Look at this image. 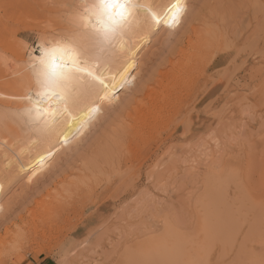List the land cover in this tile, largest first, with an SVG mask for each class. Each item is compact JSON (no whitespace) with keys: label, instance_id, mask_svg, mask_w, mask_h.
<instances>
[{"label":"rangeland","instance_id":"rangeland-1","mask_svg":"<svg viewBox=\"0 0 264 264\" xmlns=\"http://www.w3.org/2000/svg\"><path fill=\"white\" fill-rule=\"evenodd\" d=\"M77 1L0 0V25L4 29L3 34L9 36L4 35L6 39L12 44L16 42L13 44L14 47L17 45L15 49H20L16 51L22 57L21 64L27 59L24 46L39 43L38 35L42 32L59 31L60 26H52L65 23L64 14L69 11L65 6ZM169 1L152 0L158 6ZM30 4L36 7L37 13ZM42 11L48 14L42 15ZM62 19L64 21L61 22ZM45 22L52 23V26ZM194 29L197 32L201 30L200 33L208 29L212 31V54L194 65L188 75L190 77L182 79V86L177 91L180 90L186 104L190 91H203L202 84L209 79L207 89L212 88V95L204 98L196 110L190 112V108L184 107L181 114L176 111L166 114L164 125L169 126L171 122L183 121L191 113L194 127L187 137L182 130L175 134L174 141L167 144L169 148L172 145L169 153L166 152L169 150L167 146L164 147L162 150L166 149V153L162 151L154 161L160 166L156 170L163 172L160 185L166 186V191L161 192L145 176L146 165L152 164L150 157L156 147L150 152L141 147L121 157L115 147L118 141L114 132L123 120L122 110L127 108L124 105L128 101H133V104L142 100L135 93L148 83L152 75L155 78L159 72L169 68L170 61L177 60L176 54L196 36ZM154 33L137 59L136 79L130 90L120 92L118 104H106L101 108L90 130L86 131V138H79L82 142L63 146V151L45 172L47 175L40 177L41 184L32 186L33 191L32 188L27 189L32 174L19 176L12 168L5 175L4 152L0 148L3 165H0V182L7 184L3 183L0 214L17 206L18 202L23 204L28 192L27 198L31 196L30 201L33 202V206L30 204L23 213L15 209L14 215L20 214L15 215L18 218L13 215L6 221L11 229L16 228L13 222L18 224L22 215L28 216L35 202L52 190L56 181L65 176L68 180L75 179L85 173L86 167L90 172L116 157L112 166L106 165L105 170L100 171L99 183L93 189L85 190L79 198L74 196L66 203L71 207L59 213L61 219L69 216L76 222L80 216L82 220L89 218L100 207L97 214L105 217V221L95 219L96 222L85 227L84 222L80 223L82 220L77 221L83 226L80 233H72L67 239L71 232L60 226L59 230L51 233L48 244L44 242L46 239L42 245L31 244L19 254L10 256L4 264H42L44 261L53 264H252L254 261L260 264L264 260V120L261 119L264 113V0H188L187 14L174 31L160 27ZM172 81L169 87L174 86L175 81ZM242 102L254 107V119L245 121ZM3 107L0 106V114L9 119L20 108L15 103ZM205 121L207 124L202 125ZM174 148L177 149L173 151ZM170 157L179 159L182 173L178 177L172 173L173 168L169 164L173 160ZM126 187L130 188L127 190ZM141 198L148 202L146 216L141 220L137 218L133 224L122 221L119 215L129 203L134 204ZM139 208L138 204L135 205V214ZM3 220L0 223V242L5 237L3 228L7 227ZM168 221H174L178 227L169 228Z\"/></svg>","mask_w":264,"mask_h":264},{"label":"snow or ice","instance_id":"snow-or-ice-1","mask_svg":"<svg viewBox=\"0 0 264 264\" xmlns=\"http://www.w3.org/2000/svg\"><path fill=\"white\" fill-rule=\"evenodd\" d=\"M65 7L69 11L61 31L42 32L39 43L24 46L27 77L24 91L13 98L21 104L13 118L24 139L11 145L8 140L0 142L7 162L5 175L15 164L23 170L25 153L40 156L39 167L52 157L57 144L82 142L79 138L90 130L101 106L118 104L120 92L133 86L136 43L149 39L160 27L174 31L188 11L185 0L159 6L148 0H81ZM242 111L245 121L255 118L250 103L242 102ZM166 223L178 227L174 221ZM22 250L18 239L4 255L15 256Z\"/></svg>","mask_w":264,"mask_h":264},{"label":"bare ground","instance_id":"bare-ground-1","mask_svg":"<svg viewBox=\"0 0 264 264\" xmlns=\"http://www.w3.org/2000/svg\"><path fill=\"white\" fill-rule=\"evenodd\" d=\"M51 1L53 2V0H51ZM71 2H72V0H71ZM78 2L80 3L81 0H78L75 4H77ZM148 2L153 3L152 0H148ZM170 2H171V0L168 3H163L161 5H167ZM185 2L188 5V0H185ZM31 6L34 7L33 5H31ZM45 6L49 7L47 5H45ZM37 7L39 8V6H37ZM35 8L36 7H34V11L36 12L37 9L35 10ZM27 9H28V7H27ZM22 10L24 12V8ZM29 10L30 9H28V12H29ZM25 11H26V8H25ZM31 11H33V10H31ZM28 12L26 14H29ZM49 12H51V11H49ZM8 13H7V16H8ZM42 13H43V11H42ZM47 14L48 13L46 11L42 15H47ZM65 14H64V16H65ZM10 15H13V13L12 14L10 13ZM10 15H9V17H10ZM14 15H15V13H14ZM40 15L38 14L37 16H40ZM53 15H55V14H53ZM62 21H64V20L62 19L61 22ZM45 23L47 24L48 22H45ZM51 24L49 23V24H47V26H49ZM3 25H4V23H3ZM55 26H57V27L60 26L59 28H60V30H62L66 25L63 22V24L55 23V25L52 27L55 28ZM9 30H11V29H9ZM53 30H51V31H53ZM195 30L196 29H194L196 36L194 35L195 36L194 39L188 38L189 40L186 42L184 48H182L176 54V55H178L177 60L175 59L176 61H170L168 64L169 68H165L164 71L159 72L155 78H153V75H152L151 79L148 81V83L145 84L144 86H141V88L138 89L137 93H135V94L137 97L140 96L142 98V100L135 101L133 104H132L133 101L132 102L128 101V103L126 105H124L127 108H125V110L124 109L122 110V112L124 111L123 112V120L121 122L120 127H117L116 131L114 132V135L117 137V141H118L117 143H115V144H117V146H115V147L117 150V154H120L121 157L124 153L131 154V153L135 152L138 148H141V147H145L147 152H150L152 149H154V147H156V149L152 153V156L150 157V160H152V164L146 165L145 176L148 179L152 180L153 185L155 187L158 186L157 188L161 192L166 191V186L160 185L162 183V180H163V172L160 171V172H162V173H160V172H158V170H156V168H160V166L157 164L155 165L156 162H154V161H156V159L162 154V151H163L162 149L166 146L168 147L167 144L169 143V141H174V139H175L174 135L175 134H177L178 132H180L182 130L184 132L183 135L185 137H187V135L192 132V129L194 127V122L192 120L193 114H191V113H190V116L187 117L188 116L187 115L186 116L187 118H184L183 121L180 120V122H171L172 124H170L169 126L164 125V120L167 117L166 114L170 113L172 111H176V112H178V114L179 113L181 114V112H183L184 107L185 108L187 107V109L190 108L189 109L190 112L193 110H196L198 108V106L201 104L202 100H204V98L206 99V97H209L212 95V88L207 89V86L209 84L208 78H207L208 82H204V84H202L204 86L203 91H199V90L192 91L191 90L190 91L191 93L189 92L190 94L187 96L188 100H187L186 104L183 103L184 98H182L180 96V93H179L180 90L177 91L178 88H180L182 86V83H181L182 79L187 77L190 74L194 65L198 64L197 62L199 60L207 58L212 51V31L208 29L205 32L203 31V33H200L201 30L199 32H197ZM57 31H55V32H57ZM154 31H157V30H154ZM3 33H4V29L0 25V98H1L0 99V106L2 108L3 106L7 107V106H10L13 103H15L21 107V104L18 101H12V100H8V99H13L14 97L20 95L24 91V81L26 80L27 73L25 72V68L22 66V64H24V63L22 62V64H21V62H20V59L22 57L16 51V50H18V48L15 49V47L17 45L15 47L13 45L16 42L12 44L10 41H8L6 39V36H4L7 34H3ZM150 41H151V36L147 40L136 43V47H135L134 51L137 53V55L135 57V60L132 61V63L136 65V68H135L134 72L132 73L135 77H136V73H137V72L135 73V71L137 70L138 64H139V60H137V59L138 58L140 59V57H141L140 53L144 50L146 44ZM17 43L20 46L19 42H17ZM23 49H21V50L23 51ZM22 51H21V53H22ZM206 51H208V52H206ZM173 55L174 54H172L171 57H174ZM9 58L13 59L14 63L12 62L11 59H10L11 60L10 61ZM214 61H216V60H214ZM211 66H212V62H211ZM188 77H190V76H188ZM172 80L175 81L174 82L175 84L173 87H169V85L171 84L170 81H172ZM199 88H202V86H200ZM201 95H203V97ZM4 98H6V99H4ZM106 104L107 103H105L104 105H106ZM104 105H102L101 108ZM13 107H14V105H13ZM185 108H184V110H185ZM173 114H174V112H173ZM200 114L198 113V115H200ZM207 118L211 119V117H207ZM169 119H171V117H169ZM206 124H207V122L205 121L202 125H206ZM171 131H173V132L170 133ZM189 137H191V136H189ZM22 139H24L23 133L21 132L19 126H17V124H15L14 119L11 117L9 119V117L3 116L2 114H0V142H3L4 140H8L10 145H11L12 141H17V140H22ZM61 139H63V138H61ZM169 146L172 147V145H169ZM167 147H166V149H169V150L166 151V149H165V151L169 153L171 147L170 148L169 147L167 148ZM63 148L64 147H61L59 144L56 145V147L52 149V157H49V159L46 160L42 166L36 167L38 165V162L40 161L41 157L37 156L35 154V152H33L31 154H28V153L24 154V156L22 157V159L24 161L23 170H21V167L19 164L14 165L13 168L18 173L17 175L20 176V174H22L25 176H29L30 174H32L30 179L28 180L29 184L27 186L28 187L27 189L32 188V191H33L34 187H32V186H35L36 184H39L41 182L40 177L41 176L44 177L45 175H47V174H45V172L50 168L49 166H51L50 164H52L53 159L56 158L61 151H63ZM175 149H177V148H174L172 150L174 151ZM17 151H18V149L16 150V152ZM165 151H163V152L166 153ZM173 151H171V152L173 153ZM19 152H20V150L18 151V153ZM159 152H161V153H159ZM117 154H116V156H118ZM43 155L45 157H47L48 153L44 152ZM32 157H35V158L33 159ZM114 157H112L110 159V161L105 163L103 166L99 165L100 168H98L99 166H97L96 168H98L99 170L98 169L96 170V168H93V170H90V172L89 171L87 172L88 168L86 167L84 169L85 173L83 175L82 174L78 175L75 179L71 178L73 180H71V179L68 180L69 178H67L65 176L66 175L65 174L66 172H65L63 175V176H65L64 179L56 181V183L54 184L53 189H55V192H52L53 189L48 190L46 192V195H42L40 197V200L36 201V198H35L34 202L35 201L36 202L34 204L35 207H33L34 209H31V211H29L27 213L28 214L27 217H23L24 215H22V217L19 218L20 220H19L18 224H16L17 222L16 223L13 222V225L16 227L14 229H11L10 227H8V225H7L8 222H6V221L10 220V218L14 215L15 209H18L20 211L19 213H21L22 211H25L27 209V207L30 206V204L33 206L32 200L30 201L31 196L29 198H27L29 195L28 194L29 192L26 194V198L24 197L25 198L24 200L21 198L23 200L22 201L23 204L21 203V205H20L18 202L17 204L20 206L17 205L18 206L17 207L14 204L15 207L7 209L6 211H3L0 214V223H1L2 219H4L2 223H3V225L6 224L7 227L3 228V229H5V234H4L5 237L3 239H1L2 241L0 242V264H4L5 260L10 257V256H5L4 253L13 244H15L18 241V239L21 241L22 249H25L28 246H30L31 244H37V245L41 244V242L44 241L45 239H46V241H44V242L45 243L47 242V244H48L49 241H47V239L49 238V236H51V233L53 231L59 230L60 226L63 229H65L66 231L71 232L67 235L66 239L72 233L74 235L75 234L78 235V233H80L79 231L81 230V228L83 226L81 227V225L77 224V221L80 222L82 220V216H80L81 218H78L76 220V222L74 221L75 222L74 223L69 216L61 219L59 216V213L63 210L68 209V206L70 204L66 205L67 201H70V199H72L74 196L76 198H79L80 196L85 194V190L88 191V189H93L99 183L98 178L100 177L99 175L101 174L100 171L105 170L104 167L106 165L112 166L115 163V161H113ZM154 157H155V159H153ZM115 159H116V157L114 158V160ZM171 159L173 160V158H171ZM1 160H2V158H1ZM177 160H179V159L174 157L173 161L170 160L172 163L169 164L173 168L172 173L175 177L180 176L182 173V170L178 166L179 161H177ZM6 163L7 162L5 161V164ZM162 163L164 164L165 162H162ZM0 165L3 166L2 162H0ZM82 165H84V164L82 163ZM82 167L84 168V166H82ZM165 168L167 169V167H165ZM1 169H2V167H1ZM34 169H35V175H33ZM65 170H66V168H65ZM168 170H169V168H168ZM3 171H4V168H3ZM70 171H71V169H70ZM171 171H168V172L171 174ZM165 172H167V170ZM78 173H80V172H78ZM185 173H186V171H185ZM9 177H11V175ZM4 178L5 177H3V179ZM56 179H54V180H56ZM131 179H130V182L132 183ZM3 183L0 182V197L4 194L5 185H3ZM128 183H129V181H128ZM4 184H6V183H4ZM50 184L48 186H50ZM61 184H62V186H60ZM128 186H129V184H128ZM129 188H127V190ZM28 191H31V190H28ZM126 191L124 193H126ZM34 197H35V195H33V198ZM72 203H73V201H72ZM129 204L130 205L127 204L128 207H126L124 209V212L119 215V218H121L122 221L124 220L129 224H133L136 221H138L137 218H139L141 220L142 218H144L146 216V213L148 210V202L146 199L141 198L140 200H137L134 204H131V203H129ZM137 204H138V206H140V208H139V211H137L138 213L135 214L134 209H135V205H137ZM102 206H103V203H102ZM70 207L71 206H69V208ZM7 208H9V207H7ZM100 209H101L100 207L97 208L95 210L94 214H91L90 217L87 219L85 218V220L83 219L80 223L84 222L85 223L84 227H85L88 224H92L93 222H96L95 219L97 221L98 220H104L105 217H100L97 214L100 211ZM63 213H64V215H67V214H65V212H63ZM19 215H16V216H19ZM55 217L56 218L58 217L60 219L58 220V218L56 219ZM17 218L18 217H16V219ZM51 219H52V221H51ZM106 219H108V218L106 217ZM12 221H14V220H12ZM15 221H17V220H15ZM9 223H11V221ZM55 226L57 229L55 228ZM53 239H55V238H53ZM53 239H52V241H53ZM75 248H77V247H75ZM20 258L22 259V257H20Z\"/></svg>","mask_w":264,"mask_h":264},{"label":"crops","instance_id":"crops-1","mask_svg":"<svg viewBox=\"0 0 264 264\" xmlns=\"http://www.w3.org/2000/svg\"><path fill=\"white\" fill-rule=\"evenodd\" d=\"M42 264H53V263H50L48 261H44V263H42Z\"/></svg>","mask_w":264,"mask_h":264}]
</instances>
